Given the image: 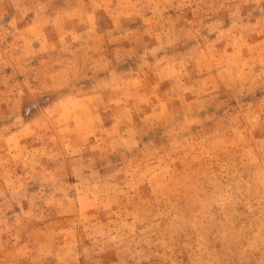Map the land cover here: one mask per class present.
I'll use <instances>...</instances> for the list:
<instances>
[{
    "label": "rangeland",
    "instance_id": "374dc122",
    "mask_svg": "<svg viewBox=\"0 0 264 264\" xmlns=\"http://www.w3.org/2000/svg\"><path fill=\"white\" fill-rule=\"evenodd\" d=\"M0 264H264V0H0Z\"/></svg>",
    "mask_w": 264,
    "mask_h": 264
}]
</instances>
